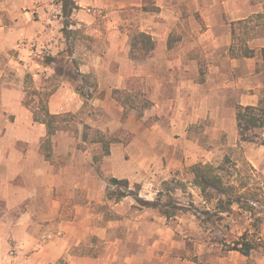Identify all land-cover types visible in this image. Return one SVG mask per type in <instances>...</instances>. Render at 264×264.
Here are the masks:
<instances>
[{
    "label": "rangeland",
    "instance_id": "rangeland-1",
    "mask_svg": "<svg viewBox=\"0 0 264 264\" xmlns=\"http://www.w3.org/2000/svg\"><path fill=\"white\" fill-rule=\"evenodd\" d=\"M78 2L0 0V95L12 91L11 101L18 102L24 92L22 107L41 120L57 88L68 86L80 98L78 112L60 114L49 127L70 136L74 149L92 155L90 171L66 177L89 183L94 194L97 185L104 187L105 203L94 210L107 236L80 234V245H70L58 258L40 254L38 244L24 251L19 238H2L0 264H78L85 256L94 257L95 264H264V127L248 135L253 142H241L232 119L237 106L264 99V0ZM226 6L246 11L229 14ZM200 7L204 12L197 11ZM208 23L218 25L208 31ZM138 31L151 36L154 50L137 61L130 58V37ZM52 38L63 44L55 56L48 53ZM245 46L251 57H240ZM184 79L200 85L190 91V104L200 105L204 94L206 101L230 108L219 126L207 110L197 114L176 99L177 83ZM98 101L111 117L117 113L113 104L134 116L140 150L123 149V156L104 160L110 146L130 145L132 123L123 117L122 128L119 123L114 128L110 115L94 105ZM10 119L14 124L16 116ZM172 119L188 125L184 137L171 143ZM43 151L52 156L51 137ZM198 163L218 168L239 204L218 194L206 201L192 183L190 167ZM112 178L129 185L108 186ZM116 189L128 196L116 202L108 196ZM159 192L162 203L170 196L182 211L168 219L138 202L156 201ZM83 194L79 189L64 203L63 217L72 221ZM7 216L14 215H6L0 203V224ZM242 236L254 246L247 256L230 250Z\"/></svg>",
    "mask_w": 264,
    "mask_h": 264
},
{
    "label": "crops",
    "instance_id": "crops-1",
    "mask_svg": "<svg viewBox=\"0 0 264 264\" xmlns=\"http://www.w3.org/2000/svg\"><path fill=\"white\" fill-rule=\"evenodd\" d=\"M73 1L76 2V5L79 4L78 0ZM199 10L204 12L203 7L197 8V11ZM245 11L240 7H236L234 10L229 6L228 8L227 6L224 7V12L229 14L239 12L242 15ZM217 25L208 23V31H212ZM51 40L47 43L49 44L48 53L55 56V54L62 52L61 46L63 47V44L53 38ZM211 43L215 46L216 39L212 38ZM118 77L125 78L122 74H119ZM207 83L212 87L210 82ZM212 84L214 85V83ZM196 87H200V85L194 81L188 79L179 81L176 86L175 94L178 95V97L175 95L176 99L182 100L184 105L187 104L197 114H200V110H207L213 125L219 126L222 123V112L229 113L230 108H223L221 103H214V100L212 102L206 101L204 94L200 105L197 106L193 101L190 104V100L193 99L190 91L196 90ZM116 88H120V82ZM211 90L213 89L211 88ZM19 95L20 100L18 102L11 101L13 98L12 91L3 89L0 95V203L6 209V215H14L12 217L7 216L5 221L1 222L0 239L19 238L20 248L24 251H27L29 246L38 244L41 249L40 254H56L55 258H58L63 251L68 250L70 245H80V234L81 237L95 235L99 238H105L107 236L106 229L97 224L94 210L95 205L105 203L104 187L97 185V194H94L92 191L94 188H91L89 183L67 179L66 175L73 173L84 175L90 171L93 164L92 155L88 150L74 149L70 136L57 131L56 134L48 135V127L46 128L43 123L34 121L32 114L22 107L21 99L24 97V92L19 93ZM94 105L101 108L98 109L99 111L110 115L103 101H98ZM81 106L80 98L68 86H62L51 95L48 102V112L57 117L66 112H78ZM112 106L117 110V113L112 117L110 115V120H108L112 121L114 128L118 123L120 126L122 125L123 117L126 124L132 123V142L126 148L121 145L119 147L121 149H117L113 145L110 146V151L108 149V153L104 154V160L113 157L116 153L123 156V149L126 152L132 149L134 153L140 150V137L134 128V116L127 115L125 108L118 104ZM247 106H255V102L247 104ZM12 115L16 116L14 124L10 119ZM232 119L236 123L234 111H232ZM177 121L178 119H172L170 127H168V142L172 143L174 140L184 137L188 123L182 121L183 124H180ZM99 129L104 130L101 127ZM46 137H51V157H46L43 151V143ZM84 144L86 143L84 142ZM54 159H60L63 163L58 165ZM79 189L84 192L81 195L84 203L76 204L74 216L70 221L67 217L62 216L64 212L61 210L64 203L67 204L68 201L76 198ZM137 220H139V216ZM62 232H64L63 237H60ZM4 242L7 246V240ZM108 250L110 249L108 248ZM77 262L78 264H95L96 259L85 256L82 260L77 259Z\"/></svg>",
    "mask_w": 264,
    "mask_h": 264
},
{
    "label": "trees",
    "instance_id": "trees-1",
    "mask_svg": "<svg viewBox=\"0 0 264 264\" xmlns=\"http://www.w3.org/2000/svg\"><path fill=\"white\" fill-rule=\"evenodd\" d=\"M154 50V41L151 36L145 32L138 31L131 35L130 37V58L132 60H144L151 52ZM252 51L249 50L247 46L244 47V51L240 54V57H251ZM50 61V59H49ZM84 97V95H82ZM56 116L50 115L49 112H45V119L41 120L37 117L34 121L45 124L48 127V135H53L54 130L49 127V120H53ZM236 128L241 142H253L248 135L255 131L262 129L264 127V99L260 100L257 106H237L236 113ZM108 151H106V154ZM218 168L213 167L209 164H195L190 167V173L193 175L192 183L197 187L202 196L206 201L212 199L214 194H218L228 198L229 203H238L239 198H236L233 193V187L224 186L223 181L219 173ZM129 183L127 180H117L109 179L108 186L115 187H128ZM139 190V187H137ZM172 189H167V192ZM162 192H159L156 201L149 202L139 200L138 202L145 207H152L157 209L164 217L173 218L176 216V210L182 211L181 207L172 205V199L170 196L162 203L159 199ZM111 195L116 202L120 201L122 198L128 195L125 192L116 189ZM241 246V247H240ZM254 249V246L249 243L244 236L240 237L238 241L235 242V247L230 249L231 251L239 252L240 254L247 256Z\"/></svg>",
    "mask_w": 264,
    "mask_h": 264
}]
</instances>
